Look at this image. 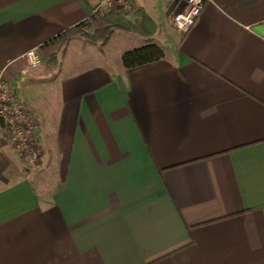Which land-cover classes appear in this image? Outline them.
I'll return each mask as SVG.
<instances>
[{
	"label": "crops",
	"instance_id": "0c3cea01",
	"mask_svg": "<svg viewBox=\"0 0 264 264\" xmlns=\"http://www.w3.org/2000/svg\"><path fill=\"white\" fill-rule=\"evenodd\" d=\"M96 3L0 0V77L40 149L26 170L0 123V264H264V0H207L185 33L183 0L140 3L151 27L111 51L51 42ZM147 43L163 57L122 65Z\"/></svg>",
	"mask_w": 264,
	"mask_h": 264
},
{
	"label": "built area",
	"instance_id": "2783aa9c",
	"mask_svg": "<svg viewBox=\"0 0 264 264\" xmlns=\"http://www.w3.org/2000/svg\"><path fill=\"white\" fill-rule=\"evenodd\" d=\"M207 0H184V7L172 12L171 21L174 28L185 33L194 25ZM112 7L129 11L131 0H99L98 7ZM93 10H97L96 6ZM24 56L30 66L40 62V57L34 48L25 51ZM11 90L6 81L0 77V121L4 124L8 139L15 149L33 165L39 150L34 143L35 124L28 116L26 108L18 101H14Z\"/></svg>",
	"mask_w": 264,
	"mask_h": 264
},
{
	"label": "trees",
	"instance_id": "16d2710c",
	"mask_svg": "<svg viewBox=\"0 0 264 264\" xmlns=\"http://www.w3.org/2000/svg\"><path fill=\"white\" fill-rule=\"evenodd\" d=\"M132 26L133 24L129 20L124 18L119 12H117L112 17L104 15L102 12H99L97 10H94L91 16H89V18L70 28L63 30L55 38H53L51 42H57V44L60 45L71 36L83 34V27H90L92 29L91 32H86L87 34H85L90 41L105 42L114 30V28L128 30L132 28ZM53 57L54 52L49 55V59ZM162 57L163 50L159 45H157L156 43H147L139 47L124 51L121 55V62L124 67L129 68L154 60H158Z\"/></svg>",
	"mask_w": 264,
	"mask_h": 264
},
{
	"label": "rangeland",
	"instance_id": "374dc122",
	"mask_svg": "<svg viewBox=\"0 0 264 264\" xmlns=\"http://www.w3.org/2000/svg\"><path fill=\"white\" fill-rule=\"evenodd\" d=\"M163 1L164 0H131V3H132L131 9L129 11H124V12L122 10L121 11L118 10L117 9L118 7L117 8H112L110 6H108V7H101V6H99L98 7L99 0H97V3H96L95 6L97 8V11L102 12L104 15H108V16H112L113 17V15H115L117 12H119L124 18H126L127 20L133 22L134 25L137 28H140V27L142 28L143 22H144V26L143 27L145 29H149L151 27L150 26L151 24H150V22L145 21V20H147V17L143 16V13H145V12H144L143 8L141 6H139V4L140 3L141 4H146L148 7L151 8V10H153V12H155L159 17H161L162 12H163V4H162ZM174 10L175 9L167 12V18H168L167 21H169V28H171V29H174V25H173V23L171 21V15H172V12ZM91 30L92 29L90 27H88V28L83 27V30L82 31H83V34L84 35L83 34H77V35H79L81 37H84L85 39L89 40L88 37L85 34L91 32ZM113 35L114 36L111 39L109 37L107 39V40H109V42H108V48L110 49V51L112 50V47L115 48V44L118 43V39H119V37L117 36L118 34L114 33ZM100 42H103V41H100ZM12 96L14 97L13 98L14 101H16V102L18 101V103L22 104L23 107L26 108V111L29 114V111H28L26 105L22 101H20V100H18L16 98L15 93H12ZM28 116H30V114ZM0 123H2V122L0 121ZM3 126H4V124H3ZM4 130H5L6 135H7V131H6L5 127H4ZM7 139H8V135H7ZM33 140H34V143L36 145V148L39 150V155L36 157V162H37L38 161V158L40 157V149H39V147L37 146V144L35 142V138ZM8 141H9V139H8ZM9 144L15 149V147L10 143V141H9ZM16 152L19 155V157L21 158V160L25 163V165H27L26 170H28L27 168L36 165V162L33 165L29 164V162H27V160L18 151H16ZM32 168H34V167H32Z\"/></svg>",
	"mask_w": 264,
	"mask_h": 264
}]
</instances>
